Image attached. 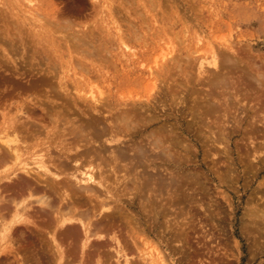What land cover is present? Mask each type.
<instances>
[{
	"label": "rangeland",
	"instance_id": "1",
	"mask_svg": "<svg viewBox=\"0 0 264 264\" xmlns=\"http://www.w3.org/2000/svg\"><path fill=\"white\" fill-rule=\"evenodd\" d=\"M214 54L218 65L239 57L244 66L249 60L264 69V0H0V122L16 106L31 105L36 94L27 85L36 84L39 74L48 77L37 95L44 100V88L58 87L62 77L63 86L77 99L71 117L96 99L110 111L104 110L105 123L112 115L133 114V127L118 135L110 149L141 145L147 151V173L160 174L167 183L175 178L180 184L184 213H178L179 206L167 208L158 221L153 204L145 206L148 193L144 190L137 196L128 193L108 200L106 207L114 209L124 232L122 220L125 216L133 220V228L121 235L132 264H144L143 253L158 256V252L167 264H264V233L254 232L243 217L249 208L263 204L264 140L260 137L264 135L254 141L262 150L260 155L249 153L252 144L244 136L254 113L236 98L244 82L250 85L243 67L234 69L240 71L234 75L220 71L227 74L222 76L228 83L227 88H215V98L220 92L219 100L227 101L211 99L214 106H226L214 109L225 129L220 132L218 125L213 126L212 113L211 119L204 109L198 113L218 70L208 64ZM232 103L237 104H233L236 111L232 105L229 108ZM44 104L35 108L36 117L45 116ZM227 106L224 117L231 116L225 122L222 114ZM207 123H213L222 144L213 143ZM258 124L264 133V123ZM156 136L162 137L164 156L152 149L150 140ZM140 162L139 174L145 170ZM189 181L196 182L191 185L197 191L185 186ZM29 235L25 227L15 231L13 247L19 259L4 256L0 264H53L33 255ZM102 242L107 244L100 246L106 263L123 264V252L116 257V244L109 239ZM92 252L88 250L89 255ZM89 262L96 264L95 259Z\"/></svg>",
	"mask_w": 264,
	"mask_h": 264
},
{
	"label": "bare ground",
	"instance_id": "2",
	"mask_svg": "<svg viewBox=\"0 0 264 264\" xmlns=\"http://www.w3.org/2000/svg\"><path fill=\"white\" fill-rule=\"evenodd\" d=\"M227 60L225 61L227 65L228 63L231 65L226 66V63L222 61L220 67L214 54L212 60L208 62L213 64L212 66H215L219 73L216 74L217 71L213 73V80L209 82L210 88L207 89L205 92L207 95L201 101L208 99L197 110L199 113L204 109L203 113L207 119H211V113L215 116L214 109L218 106H214L215 102L213 104L211 102L218 93L215 88H227L228 83L225 78L227 74L222 73L225 74L224 77L220 71L231 74L234 69L243 67L241 71L246 73L245 76L250 81V85L244 86V82L243 87H240L238 83L242 92L238 90L239 87H236L239 93L236 91L238 94L235 95L238 101L242 100L244 104H249L248 109L254 113L250 115L249 124L250 122L251 124L246 128L244 137L248 138L247 140L252 144L251 150H248L249 153L257 155L262 150L256 146L255 140L260 135H264L259 126L255 125L258 122L260 123L258 125L264 123V69L255 66L249 60L244 66L243 60L239 57ZM40 76L36 77V84L27 85L36 94L35 100L31 101L33 103L16 106L15 112L4 117L0 122V260L9 255L16 260L19 259L18 252L13 247L14 232L25 227L30 231L28 239L30 251L38 259L53 261V264H92L89 261L95 259L96 264H107L100 246L107 245L102 241L109 239L116 244L114 249L116 257L119 258L123 252V264H132V257L128 254L130 252L124 248L127 244L126 238H121V235L128 233V228H133V220L125 216L124 221L122 220L123 227L126 229L124 232L117 218L119 216L114 214V209L106 207L108 200H118L128 193L137 196L144 190L148 193L145 206L153 204L154 216L158 221L165 216L167 208L179 206L178 213H184L180 205L181 200L184 199L181 197L180 184L175 178L167 183L160 174L149 175L144 168L147 162V151L141 145L125 144V147L110 149L118 141V135L127 134L133 127V114L124 112L116 117L110 115L111 119L105 123L102 119L108 108L102 100L96 99L86 109L79 108L76 117H71L72 108L78 106L77 99L71 95L67 87L63 86L62 77L58 78L60 81L58 87L53 85L47 87L48 90L44 88L46 99L44 100L37 95L42 92L41 85L48 83V77L44 74ZM53 78H56L54 71ZM231 78L229 77V82L232 83L234 77ZM239 79L237 82L240 81ZM230 93L232 97V92ZM219 94L216 97L220 99L222 97L220 92ZM222 95H225V92ZM43 97L41 95V98ZM45 102L47 104H44ZM41 104L46 105L41 108L45 116L36 117L35 108ZM233 104L237 106L236 103H232L229 108L232 105L234 108L232 109L235 110ZM220 105L222 104H219L218 108H221ZM224 107L221 109L223 110ZM229 108L227 106V110L222 114L223 117L228 115ZM108 112H110L109 109ZM259 115H261L260 119L257 120L256 117ZM45 117L47 121H50L46 122ZM224 118L226 122L228 118ZM218 120V117L214 119V125V122L210 125L207 123V129L211 132L210 138L213 143L222 144L220 136H217V131L213 129L218 125V131L221 132V129L225 127V125L222 127ZM237 124H232L235 126L232 127L236 128ZM150 143L153 150L158 151L162 156L165 155V151L161 149L162 137H153ZM107 151L109 156L106 154ZM137 160L141 161L139 164L142 169H145L141 174L137 169L139 167ZM152 169L156 170V168ZM192 183L189 181L185 186L197 191L194 189L195 185L192 186L196 182ZM262 192L260 200H263V204L245 210L243 216L248 218V221H245L247 226H251L258 235L264 233V189ZM254 200L253 198L252 202ZM105 209H111V211H108L109 215L102 216ZM98 215H101L100 219H97ZM123 242H125L124 245ZM91 248L93 252L89 255L88 250ZM136 249L140 253V248L136 247ZM155 249L158 252L157 248ZM254 249L252 248L251 251ZM76 252L79 253L78 259L75 256ZM146 255L147 253H143L140 256L144 264H167L161 252L157 253L158 256ZM18 264L28 263L19 261Z\"/></svg>",
	"mask_w": 264,
	"mask_h": 264
}]
</instances>
